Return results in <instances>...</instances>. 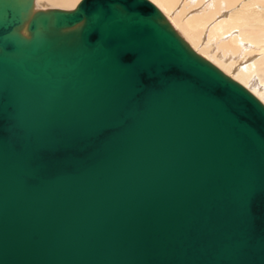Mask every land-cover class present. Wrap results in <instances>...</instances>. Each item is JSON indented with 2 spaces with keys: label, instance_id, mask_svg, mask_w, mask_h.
<instances>
[{
  "label": "water",
  "instance_id": "95a60500",
  "mask_svg": "<svg viewBox=\"0 0 264 264\" xmlns=\"http://www.w3.org/2000/svg\"><path fill=\"white\" fill-rule=\"evenodd\" d=\"M0 264H264V104L150 0H0Z\"/></svg>",
  "mask_w": 264,
  "mask_h": 264
},
{
  "label": "bare ground",
  "instance_id": "6f19581e",
  "mask_svg": "<svg viewBox=\"0 0 264 264\" xmlns=\"http://www.w3.org/2000/svg\"><path fill=\"white\" fill-rule=\"evenodd\" d=\"M78 1L36 0V6L69 9ZM150 1L172 13L166 17L197 52L264 104V0Z\"/></svg>",
  "mask_w": 264,
  "mask_h": 264
},
{
  "label": "rangeland",
  "instance_id": "374dc122",
  "mask_svg": "<svg viewBox=\"0 0 264 264\" xmlns=\"http://www.w3.org/2000/svg\"><path fill=\"white\" fill-rule=\"evenodd\" d=\"M46 4V6L47 7H57V6H53V5H50V4H48V3H45ZM159 7V9H161V11L166 15V16H169V18H172V13L171 12H168V11H166V10H163L160 6H158ZM174 25L176 26V27H178V29H179V24H177V23H174ZM180 30V29H179ZM181 31V30H180ZM183 33V32H182Z\"/></svg>",
  "mask_w": 264,
  "mask_h": 264
}]
</instances>
